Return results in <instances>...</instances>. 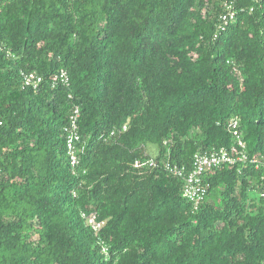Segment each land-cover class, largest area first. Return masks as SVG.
<instances>
[{"label": "trees", "instance_id": "1", "mask_svg": "<svg viewBox=\"0 0 264 264\" xmlns=\"http://www.w3.org/2000/svg\"><path fill=\"white\" fill-rule=\"evenodd\" d=\"M0 264H264V0H0Z\"/></svg>", "mask_w": 264, "mask_h": 264}, {"label": "built area", "instance_id": "2", "mask_svg": "<svg viewBox=\"0 0 264 264\" xmlns=\"http://www.w3.org/2000/svg\"><path fill=\"white\" fill-rule=\"evenodd\" d=\"M234 14L235 13L231 12L229 15H225L224 18L227 19L228 17H234ZM60 79L67 81L68 78L65 72L61 74ZM41 81L42 77L36 72H25V85H33L34 87H37ZM76 112H78V110H76ZM77 140H79V135L76 132H74L73 136L68 139L69 154L71 156L72 164L79 162L77 151L80 148L77 147V144L75 143ZM239 146L244 148L243 142H240ZM235 154H238L239 156L235 157ZM243 157H246V154H244L243 151H240L238 147H233L232 154L224 148L210 153H203L201 155L197 154L195 157V168L186 178V185L184 189L185 195L190 200L200 203L206 192L205 188L201 184V176H203V174L208 170L221 167L226 163H234L237 159H241ZM136 165L138 166L139 162H137ZM89 222L94 224L95 216L90 217Z\"/></svg>", "mask_w": 264, "mask_h": 264}, {"label": "rangeland", "instance_id": "3", "mask_svg": "<svg viewBox=\"0 0 264 264\" xmlns=\"http://www.w3.org/2000/svg\"><path fill=\"white\" fill-rule=\"evenodd\" d=\"M149 150L153 153L156 154L157 153V148L154 145H149Z\"/></svg>", "mask_w": 264, "mask_h": 264}]
</instances>
